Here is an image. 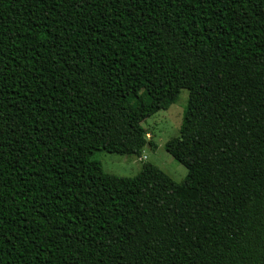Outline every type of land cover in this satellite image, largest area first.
Masks as SVG:
<instances>
[{
    "label": "trees",
    "instance_id": "16d2710c",
    "mask_svg": "<svg viewBox=\"0 0 264 264\" xmlns=\"http://www.w3.org/2000/svg\"><path fill=\"white\" fill-rule=\"evenodd\" d=\"M0 264H264V0H0Z\"/></svg>",
    "mask_w": 264,
    "mask_h": 264
},
{
    "label": "rangeland",
    "instance_id": "374dc122",
    "mask_svg": "<svg viewBox=\"0 0 264 264\" xmlns=\"http://www.w3.org/2000/svg\"><path fill=\"white\" fill-rule=\"evenodd\" d=\"M188 101V91L182 89L174 104L143 121L147 139L156 144V149L145 147L142 155L124 156L104 150L94 152L92 159L98 161L103 172L118 177H134L143 163H151L166 173L173 181L180 183L187 175V169L176 161L165 149V143L179 135V129Z\"/></svg>",
    "mask_w": 264,
    "mask_h": 264
}]
</instances>
